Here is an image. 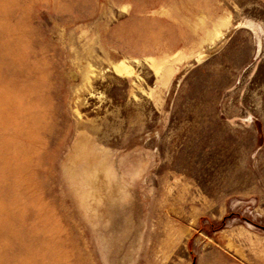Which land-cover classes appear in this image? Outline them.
I'll return each instance as SVG.
<instances>
[{
  "label": "rangeland",
  "instance_id": "1",
  "mask_svg": "<svg viewBox=\"0 0 264 264\" xmlns=\"http://www.w3.org/2000/svg\"><path fill=\"white\" fill-rule=\"evenodd\" d=\"M0 264H264V0H0Z\"/></svg>",
  "mask_w": 264,
  "mask_h": 264
}]
</instances>
